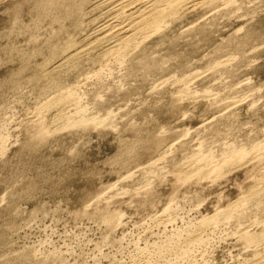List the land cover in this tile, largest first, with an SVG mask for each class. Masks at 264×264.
I'll return each mask as SVG.
<instances>
[{
  "label": "rangeland",
  "instance_id": "374dc122",
  "mask_svg": "<svg viewBox=\"0 0 264 264\" xmlns=\"http://www.w3.org/2000/svg\"><path fill=\"white\" fill-rule=\"evenodd\" d=\"M122 1L0 0V264H264V0Z\"/></svg>",
  "mask_w": 264,
  "mask_h": 264
},
{
  "label": "bare ground",
  "instance_id": "6f19581e",
  "mask_svg": "<svg viewBox=\"0 0 264 264\" xmlns=\"http://www.w3.org/2000/svg\"><path fill=\"white\" fill-rule=\"evenodd\" d=\"M185 1H187V0H125V1H122L121 3H118L122 8V12L120 11L121 13H119L115 16V19H114L115 23L114 24H116V25L113 27L116 28V33L113 31V33L115 35L114 36L112 35L113 36L112 38L110 37L112 40H115V43H117V45L115 47L116 50L117 49L120 50L122 48H125V49L130 48L131 45L134 44V42L137 39L139 40V37H141V39H142V36H146L148 34H151L152 32H157L161 28V24L165 21V19L170 17L172 14H174L178 8V5L180 3L185 2ZM198 1L199 0H192V1H190V3L191 2H198ZM205 1H208V0H205ZM211 1L212 0H209V2H211ZM107 3H109V2H107ZM134 3L140 5V7L138 8V6H137V8H138L137 11H135L133 13L128 11L131 14H129V13L127 14L125 12L126 11L125 7L130 6L131 4L135 5ZM130 7H128V8H130ZM123 8H125V9H123ZM123 10H125V11H123ZM108 40H109V38H108ZM110 40H109V42H110ZM136 43H138V42H136ZM69 97L70 96H65V97L62 96V98H64V99L60 98L61 99L59 101L60 105L68 104L71 101V100H69ZM238 156H240L239 153H238Z\"/></svg>",
  "mask_w": 264,
  "mask_h": 264
}]
</instances>
